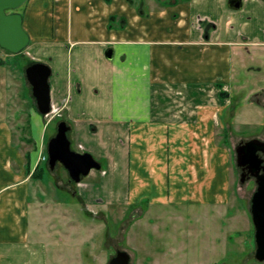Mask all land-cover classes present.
Wrapping results in <instances>:
<instances>
[{
    "label": "crops",
    "instance_id": "0c3cea01",
    "mask_svg": "<svg viewBox=\"0 0 264 264\" xmlns=\"http://www.w3.org/2000/svg\"><path fill=\"white\" fill-rule=\"evenodd\" d=\"M230 1L28 0L19 8L31 39L23 53L51 66L52 104L72 126V140L107 165L93 170L100 173L94 189L86 181L77 185L74 195L85 205L88 197L133 210L204 203L207 188L217 186L222 177L211 145L222 134L220 126L225 136L233 128L227 111L234 107V52L241 53L239 46L264 48L263 25H253L254 39L231 36L238 30L231 11L262 4L245 0L235 8ZM209 6L210 13L202 10ZM251 95L257 97L252 102L264 103V88ZM27 123L31 136L14 142L8 122L0 119V264H35L40 253L39 264L50 262L48 239L54 234L43 212L48 203L31 188L44 178V169L33 173L44 168L43 142L54 133L46 136L47 117L32 97ZM253 136L264 140V128ZM125 173L120 192L118 179L125 181ZM95 190L107 197L99 199ZM25 254L32 260L25 261Z\"/></svg>",
    "mask_w": 264,
    "mask_h": 264
},
{
    "label": "rangeland",
    "instance_id": "374dc122",
    "mask_svg": "<svg viewBox=\"0 0 264 264\" xmlns=\"http://www.w3.org/2000/svg\"><path fill=\"white\" fill-rule=\"evenodd\" d=\"M257 1L262 6H243L241 10L231 11L233 29H238L231 33L234 41L254 39L258 32L252 28L253 25L264 26V0ZM202 10L210 13L212 7ZM251 21L253 24L248 27ZM224 26L225 19L223 29ZM237 50L241 53L236 55L234 52L233 55L231 99L234 107L227 111L230 112L229 120L233 121V128L225 136L224 127L220 126L222 134L211 145L212 152L217 155L214 163L222 178L217 180V186L207 188L206 201L178 205L150 204L148 207L143 204L133 210L134 207L127 203L106 204L88 197L85 205L74 195L77 187L71 193L57 185L56 180L67 187V170L58 165L53 176L48 169H44L46 163H43L44 178L36 183L38 188H31V194L38 193L39 199L48 203L43 208L44 219L50 220L47 225L54 234L48 239L51 242L48 264H108L120 249L129 252L132 264H264L255 257V230L250 211L256 182L254 178L241 181V170L236 164V147L241 138L256 137L253 135L264 128V103L258 105L252 102L257 97L251 95L254 89L264 88V48L249 45L239 46ZM23 52L15 54L0 47L1 96L8 91L0 102V119L8 122L14 142L21 136H31L27 120L32 89L25 74L30 57ZM234 111L235 117L232 116ZM46 116L45 133L49 136L56 133L58 120H49ZM46 142L47 138L44 139L43 150L48 146ZM24 146L29 145L24 143ZM72 146L81 151L74 137ZM94 156L106 169L105 161ZM93 172L84 179L90 183L88 190L94 189L100 179L99 171ZM125 174V181L118 179L120 192L126 189ZM95 191L99 199L107 197L105 190ZM33 217L34 213L32 222ZM22 257L25 261L32 260L27 254ZM42 257L40 253L34 259L35 264L42 262Z\"/></svg>",
    "mask_w": 264,
    "mask_h": 264
},
{
    "label": "water",
    "instance_id": "95a60500",
    "mask_svg": "<svg viewBox=\"0 0 264 264\" xmlns=\"http://www.w3.org/2000/svg\"><path fill=\"white\" fill-rule=\"evenodd\" d=\"M28 0H0V46L12 53H20L30 44V35L24 29L23 15L18 10ZM242 0H232L233 7L240 8ZM113 48L106 54L112 57ZM31 85L37 109L41 114L51 111L52 96L50 77L51 66L42 61L29 64L25 69ZM72 126L66 120L58 123L57 131L48 142L49 165L54 170L63 166L69 173L70 181L80 183L93 170H101L102 164L88 151H77L72 147L70 131ZM236 163L242 169L241 181L254 178L256 190L251 198V216L255 230V257L264 262V140L254 137L242 140L236 147ZM108 264H132L126 250H117Z\"/></svg>",
    "mask_w": 264,
    "mask_h": 264
},
{
    "label": "trees",
    "instance_id": "16d2710c",
    "mask_svg": "<svg viewBox=\"0 0 264 264\" xmlns=\"http://www.w3.org/2000/svg\"><path fill=\"white\" fill-rule=\"evenodd\" d=\"M1 47V46H0ZM31 63H33V61H29L28 63H27V65H29V64H31ZM24 69V68H23ZM32 99H33V101H34V103H35V105H36V100H35V98L32 96ZM60 118H55V120H59ZM44 169H48L49 171H52L51 169H50V167H49V165H48V163H46V166H45V168ZM39 170H43V168H39V167H37L36 169H35V171H34V173H33V175L37 172V171H39Z\"/></svg>",
    "mask_w": 264,
    "mask_h": 264
},
{
    "label": "built area",
    "instance_id": "2783aa9c",
    "mask_svg": "<svg viewBox=\"0 0 264 264\" xmlns=\"http://www.w3.org/2000/svg\"><path fill=\"white\" fill-rule=\"evenodd\" d=\"M59 111L60 110L57 107L53 106V109H52V112H51V116L53 117L54 115L58 114ZM41 159L42 160H46L47 158H46V156H42Z\"/></svg>",
    "mask_w": 264,
    "mask_h": 264
},
{
    "label": "flooded vegetation",
    "instance_id": "af4514ba",
    "mask_svg": "<svg viewBox=\"0 0 264 264\" xmlns=\"http://www.w3.org/2000/svg\"><path fill=\"white\" fill-rule=\"evenodd\" d=\"M232 1V0H231ZM244 1L245 0H242L241 2H243L244 3ZM232 4V2H229V5H231ZM241 8V7H240ZM240 170H241V173H242V169L240 168ZM253 178V177H252ZM73 189V188H72Z\"/></svg>",
    "mask_w": 264,
    "mask_h": 264
}]
</instances>
